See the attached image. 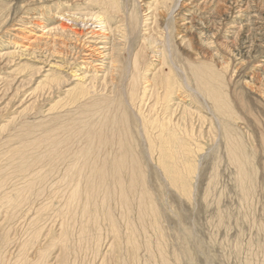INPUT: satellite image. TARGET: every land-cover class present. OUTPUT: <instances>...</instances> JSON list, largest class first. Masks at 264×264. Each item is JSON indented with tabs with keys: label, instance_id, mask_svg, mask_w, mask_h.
Listing matches in <instances>:
<instances>
[{
	"label": "rangeland",
	"instance_id": "1",
	"mask_svg": "<svg viewBox=\"0 0 264 264\" xmlns=\"http://www.w3.org/2000/svg\"><path fill=\"white\" fill-rule=\"evenodd\" d=\"M155 1L0 0V264H264V0H179L182 10L173 15L176 0ZM131 15L140 23L153 16L158 39L138 58L139 96L132 105L121 98L113 111L127 120L137 182L122 201L134 173L128 164L121 186L108 178L106 189L89 197L74 171L86 128L111 116L107 101L126 95L130 62L151 24L127 37ZM25 31L37 38L27 50L18 38ZM164 35L176 75L171 102L155 101V90H164L153 76L167 72ZM198 63L215 74L210 84L224 95L228 115L217 116L200 93L192 71ZM184 77L194 99L180 89ZM170 117L183 118L178 133L186 124L202 133L198 148L188 142L190 153L166 165L175 184L159 152L150 159L135 126L138 118L158 124ZM148 126L155 141L158 130ZM113 128L109 136L122 133ZM225 131L245 160V182L228 156ZM118 149H98L94 163L112 160ZM52 150L59 155L49 158Z\"/></svg>",
	"mask_w": 264,
	"mask_h": 264
},
{
	"label": "bare ground",
	"instance_id": "2",
	"mask_svg": "<svg viewBox=\"0 0 264 264\" xmlns=\"http://www.w3.org/2000/svg\"><path fill=\"white\" fill-rule=\"evenodd\" d=\"M168 2V0H156L154 2V4L156 5L157 3H166ZM176 5H174V7L172 8L173 13L175 12H179L182 10L180 8V6L178 5L179 0H176ZM192 4V3H191ZM166 5V4H165ZM111 8V7H110ZM121 8V7H120ZM183 8V7H182ZM188 8V7H187ZM149 10V9H148ZM170 11V13H171ZM184 12V11H183ZM113 13L117 16L116 18H119V15L121 11H119L118 6L115 4L114 8H113ZM150 13V12H149ZM148 13V14H149ZM168 13V12H167ZM110 15V14H109ZM236 16V15H235ZM154 17L152 16V18L150 17L149 19H143L142 22H139V19L136 17H133L132 15L128 18V22L125 21L126 26L123 30H125L126 32V36L127 37H132L133 35L136 34H140V29L138 27H140V25L142 26L144 21L147 20H151V24H150V28L148 29H144L143 31H146L144 34L145 36H143V39H140L139 41V50L137 53H134V59L132 60V62H130V79L128 80V90L126 92V95H124V98L122 97V95L119 94L116 95L117 97H115L114 100H109L107 101V104L105 107V109H107V111L112 112V114H110L111 116H109L108 114L106 116H102L103 118L101 119V122L99 123L100 125L98 126H89V128H86V134L85 137L86 138V147L85 149H83L80 152V165L78 167H76L75 173L77 174L78 177L84 179L85 185H87L89 187L88 189V195L89 197H93L94 194L97 192V190H102L105 188L106 186V182L108 178H112L114 180V182H117L118 185L121 186L122 181H120L119 176L122 174V171L126 169L127 166H129L128 164L132 165L131 169H137L136 166V160L134 161L132 158V155L129 153L131 151L128 150V146H127V142L124 140V137H127V129L128 126L127 125V120L125 119L124 115H119L117 118L113 115V111H115V109L117 110L119 108L120 105H122V102L128 105H132V103L137 99V90H138V85L141 79V74L143 72L144 69H142L143 65H140V63L138 62V58L140 57V55L143 53V50H145L146 47V42H148L149 40L152 41L150 43V45H152V43L154 44V41L158 40L155 37V32L154 29L152 30L153 26L155 25V21H153ZM154 24V25H153ZM152 26V27H151ZM145 27V26H144ZM143 27V28H144ZM156 27V26H155ZM60 28H63V26H61ZM24 29V28H23ZM158 29V28H157ZM13 31L17 32L19 31L18 29H13ZM24 31V30H23ZM52 31V30H50ZM138 31V32H137ZM48 32V31H46ZM243 32V31H242ZM36 33V32H35ZM100 33V32H99ZM117 34V33H115ZM143 34V33H142ZM17 35V34H16ZM22 36L24 37H18L22 40V43L25 44L26 46H23L27 49H30L29 47H31V45H33L35 43V40L37 38L32 37L31 32H27L25 31V33H22ZM145 37V38H144ZM34 38V40H32ZM162 38H160L161 41ZM164 39V51L161 52L162 54V58L164 60V68L166 67L167 72H163V69H159L156 72V76L154 75L153 77L155 79H158V85L162 86V89L164 90L162 95H159L157 93V91L155 90L156 93V97H155V101H159V100H163V101H168L171 102L173 100L174 97V88L173 86H175L172 81H174V77L176 76L175 73L172 71V67L173 66V59H172V48L170 45V39L169 37H163ZM16 40V39H15ZM127 41V40H126ZM34 46V45H33ZM56 48V47H55ZM100 49H103V47H101ZM38 50V49H37ZM113 52V51H112ZM58 54V53H57ZM88 58H90L91 56V52L89 54L86 55ZM85 58V57H84ZM104 59V58H103ZM84 61V60H83ZM7 62V61H6ZM84 63V62H83ZM170 64V65H169ZM169 65V67H168ZM87 67V66H86ZM100 71V70H99ZM193 76L195 77V80L197 82V86L199 87L200 93L204 94V97H207L210 102L212 103V111L218 116V115H228V104L224 99V95L222 93H220V90L218 87L212 86V84H210L211 80L214 79L215 74H211V73H207L205 66L203 65V63H198L196 66L193 67ZM218 76V75H217ZM175 82V81H174ZM214 82V81H213ZM178 83V82H177ZM188 80L187 78L184 77V82H182V85L180 87L181 90H183V92L185 94H189L188 97L193 98L194 95L192 93V90H190L188 84ZM214 84V83H213ZM102 85V84H101ZM114 86V83H112V87ZM172 86V88L170 87ZM1 88V87H0ZM104 88V87H103ZM154 88H156V86L154 85ZM115 89V88H114ZM198 89V88H197ZM112 91V90H111ZM198 91V92H199ZM154 93V92H153ZM201 95V94H200ZM139 96V95H138ZM155 96V95H154ZM120 97V98H119ZM122 98V99H121ZM122 102H121V100ZM194 99V98H193ZM101 100V98H100ZM98 101V100H97ZM104 101V100H103ZM113 101V102H112ZM186 101V100H185ZM90 102V101H89ZM106 102V100H105ZM113 103H116L115 105ZM105 105V104H104ZM153 105V104H152ZM102 107V105H101ZM100 107V108H101ZM133 107V106H132ZM131 107V108H132ZM97 108V107H96ZM151 108V107H150ZM152 109V108H151ZM208 108L205 107V110H207ZM103 111V109H102ZM106 111V110H105ZM208 111H210L208 109ZM100 112V110H99ZM105 113V112H104ZM123 113V112H121ZM230 113V112H229ZM106 114V113H105ZM189 115H191V113H189ZM230 116V115H229ZM173 117V116H172ZM212 117V116H211ZM150 118V117H149ZM193 119V117H192ZM197 122L199 125V128H201L203 126V117H201L200 115L197 114ZM130 120V119H128ZM183 121V118L176 120L174 122V119H172L171 117L163 122V123H158L156 124L155 122H149L147 120H142L141 118L136 119V123L135 126L138 128L139 130V134H141L146 142V151L150 157V159L152 158V154L159 152V160L158 162L160 163L161 167L164 169L165 173L167 174L168 178L170 179L171 182H173V184L176 183V175L174 172L170 171L166 165H169L170 161L174 162L176 160H178L179 156H185L187 154L190 153V145H188V142H190L191 144L193 143L197 148L199 147L197 140L202 138V133L200 132L201 130L198 128H194L191 127L190 124H186L185 126L180 127L179 133H178V128L177 130H175V126H181L180 122ZM214 122V121H213ZM98 123V122H97ZM137 124V125H136ZM178 124V125H177ZM96 125V124H95ZM148 125L156 126L155 128L158 130L157 134L158 137H156L155 141L154 139L151 138L150 135L147 134V128L149 127ZM190 125V130H188V127ZM122 127V134L121 132L118 133L117 137L115 135L109 136V134H107L109 132L110 129H112L113 127ZM85 128V127H84ZM114 129V128H113ZM85 130V129H84ZM198 130V131H197ZM106 131H108L106 133ZM177 134H175V132ZM150 132V131H149ZM85 133V131H84ZM110 133V132H109ZM117 133V132H115ZM155 135V134H154ZM83 136V135H82ZM115 136V138H114ZM150 136V137H149ZM130 137V136H129ZM225 137L227 138V143L228 144V151L229 154L228 156H230L231 160L233 161V163L236 165V168L238 169V176L240 178L241 181H246L245 178V172H244V161L243 158L241 157V154H239V147L235 146L230 138L228 137V132L225 131ZM57 138V137H56ZM117 138V141H116ZM142 138V137H141ZM51 139V138H50ZM127 141H129L126 138ZM53 141V140H51ZM82 141V140H81ZM132 142V141H131ZM59 143V142H58ZM70 143V142H69ZM84 143V142H83ZM81 143V144H83ZM114 143H117L118 145V151L119 153L116 154L114 156V158L110 161L106 160L104 157V160L101 161L100 165L98 163V165H96L94 163V159L97 156L98 153V149L112 145ZM130 143V142H129ZM57 145V143L55 144ZM130 145V144H129ZM142 146V145H141ZM225 147V146H224ZM69 148V147H68ZM67 148V149H68ZM76 148V147H75ZM104 150V149H102ZM56 150H52L50 157L53 156L56 152ZM61 151V150H60ZM69 151V150H68ZM67 151V152H68ZM80 151V150H79ZM137 151V150H136ZM22 152V151H21ZM20 152V153H21ZM135 152V151H134ZM17 153V152H16ZM50 153V151H49ZM58 153V152H57ZM71 153V152H70ZM104 153V152H103ZM15 154V152H14ZM22 154V153H21ZM59 155V153H58ZM108 156V155H107ZM136 156V154H135ZM12 157V156H11ZM14 157V156H13ZM98 157V156H97ZM111 157V156H110ZM22 158V157H21ZM35 158V157H34ZM229 158V157H228ZM13 159V158H12ZM15 159V158H14ZM19 159V158H18ZM25 161V158H22ZM59 159V158H58ZM63 159V158H62ZM99 159V158H98ZM108 159V158H107ZM110 159V158H109ZM37 160V158H36ZM39 160V159H38ZM60 160V159H59ZM140 160V159H139ZM228 160V159H227ZM22 161V162H24ZM97 161V160H96ZM45 162V161H44ZM43 162V163H44ZM148 162V161H147ZM15 163V162H14ZM17 163V162H16ZM19 163V162H18ZM26 163V162H25ZM30 164V163H28ZM33 164V163H32ZM42 164V162H41ZM23 165V164H21ZM43 165V164H42ZM50 166V165H49ZM76 166V165H75ZM19 167V165L17 166ZM74 166H72L73 168ZM69 168V167H68ZM71 168V169H72ZM17 169V168H16ZM28 170V168H26ZM24 169L23 171L25 172ZM61 169V168H60ZM139 169V167H138ZM9 170V169H8ZM19 170V169H18ZM70 170V169H68ZM88 171L87 173H85V171ZM22 171V172H23ZM61 171V170H60ZM73 171V172H74ZM138 171V170H136ZM136 171L132 170L133 175H131L130 178L134 177L136 175ZM144 171V170H143ZM2 172V171H1ZM21 172V173H22ZM23 172V173H24ZM3 173V172H2ZM85 173V175H84ZM143 173V172H142ZM15 174V173H14ZM68 174V172H67ZM66 174V175H67ZM75 174V175H76ZM64 175V176H66ZM71 175V174H70ZM161 175V174H160ZM5 176V175H4ZM8 176V175H7ZM22 176V175H21ZM63 176V177H64ZM237 176V177H238ZM236 177V178H237ZM61 178V177H60ZM69 178V177H67ZM66 178V179H67ZM71 178V177H70ZM122 178V176H121ZM18 179V178H17ZM73 179V178H72ZM249 179V178H248ZM9 180V179H8ZM64 180V179H63ZM137 178H132V180H129L128 185L126 186V188H124L122 190V201H126V194L133 191V189L136 186V181ZM144 180V179H143ZM111 181V180H110ZM64 182V181H63ZM62 182V183H63ZM68 182V181H67ZM113 182V184H114ZM78 183V182H77ZM125 183V182H124ZM30 184V183H29ZM65 184V183H64ZM245 184V183H244ZM126 185V184H125ZM243 185V184H242ZM22 186V185H21ZM58 186V185H57ZM244 186V185H243ZM241 186V187H243ZM87 187V188H88ZM109 187V186H108ZM107 187V188H108ZM63 188V187H62ZM117 188V187H116ZM121 188V187H120ZM69 189V188H68ZM106 189V188H105ZM110 190V189H109ZM121 190V189H120ZM135 190V189H134ZM141 190V188H140ZM244 190V188H243ZM106 191V190H105ZM135 192V191H134ZM245 192V191H244ZM117 193V192H116ZM133 193V192H132ZM146 194V193H145ZM102 195V194H101ZM108 195V194H107ZM117 195V194H116ZM120 195V198H121ZM130 195V194H129ZM142 195V194H140ZM144 195V194H143ZM142 195V196H143ZM246 195V194H245ZM28 196V195H27ZM77 196V192L73 191L72 195L70 196L71 199H73V201L76 199ZM82 196V195H81ZM141 196V197H142ZM24 197V196H23ZM42 197V196H41ZM78 197V196H77ZM48 198V197H47ZM110 198V197H109ZM128 198V197H127ZM142 199V198H141ZM147 199V198H146ZM128 200V199H127ZM62 201V200H61ZM71 201V200H70ZM59 202V201H58ZM72 202V201H71ZM119 202V201H118ZM247 202V201H246ZM96 203V202H95ZM67 204V203H66ZM149 204V203H148ZM124 205V204H123ZM29 206V205H28ZM64 206V205H63ZM70 206V205H69ZM242 206V205H241ZM98 207V206H97ZM136 207V206H135ZM55 208V207H54ZM155 208V207H154ZM86 209V208H84ZM90 209V207H89ZM151 209V208H150ZM33 210V209H32ZM54 210V209H53ZM79 210V209H78ZM87 210V209H86ZM98 210V209H97ZM123 210V209H122ZM138 210V209H137ZM78 213V212H77ZM71 214V213H70ZM113 214V213H112ZM20 216V215H19ZM66 216V215H65ZM99 217V216H98ZM17 221V220H16ZM82 222V221H81ZM22 223V222H21ZM100 224V223H99ZM130 224V223H129ZM24 227V226H23ZM6 228V227H5ZM9 229V228H8ZM131 230V229H130ZM78 235V234H77ZM76 235V236H77ZM133 235V233H132ZM74 237V236H73ZM78 241V240H77ZM45 242V241H44ZM58 246V245H57ZM100 251V250H99ZM67 261V260H66ZM78 262V261H77ZM29 264V262H28Z\"/></svg>",
	"mask_w": 264,
	"mask_h": 264
}]
</instances>
